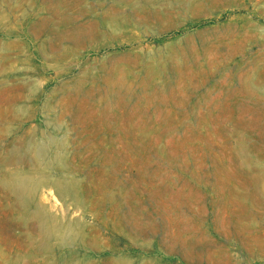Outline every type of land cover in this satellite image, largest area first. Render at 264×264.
<instances>
[{
    "label": "rangeland",
    "instance_id": "rangeland-1",
    "mask_svg": "<svg viewBox=\"0 0 264 264\" xmlns=\"http://www.w3.org/2000/svg\"><path fill=\"white\" fill-rule=\"evenodd\" d=\"M0 264H264V0H0Z\"/></svg>",
    "mask_w": 264,
    "mask_h": 264
},
{
    "label": "bare ground",
    "instance_id": "bare-ground-1",
    "mask_svg": "<svg viewBox=\"0 0 264 264\" xmlns=\"http://www.w3.org/2000/svg\"><path fill=\"white\" fill-rule=\"evenodd\" d=\"M49 145L50 144H47V143L40 144V147H39L40 151L43 154H47L48 150H49ZM15 184H16L17 188L19 189V191L21 192V194H23L25 196H27L33 190L32 187L34 186L32 181L27 176L17 177ZM35 189H37V188H35ZM42 227L45 229L49 228L45 219H42ZM52 236H53V234H52Z\"/></svg>",
    "mask_w": 264,
    "mask_h": 264
}]
</instances>
